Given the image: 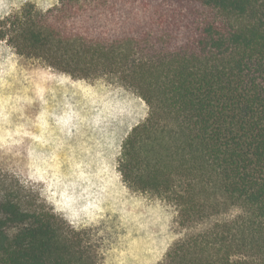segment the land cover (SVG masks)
Wrapping results in <instances>:
<instances>
[{
    "label": "trees",
    "instance_id": "1",
    "mask_svg": "<svg viewBox=\"0 0 264 264\" xmlns=\"http://www.w3.org/2000/svg\"><path fill=\"white\" fill-rule=\"evenodd\" d=\"M0 40L146 103L118 171L170 203L183 228L202 227L160 264H264V0L28 4L0 21ZM0 264L101 263L85 232L0 171Z\"/></svg>",
    "mask_w": 264,
    "mask_h": 264
},
{
    "label": "rangeland",
    "instance_id": "2",
    "mask_svg": "<svg viewBox=\"0 0 264 264\" xmlns=\"http://www.w3.org/2000/svg\"><path fill=\"white\" fill-rule=\"evenodd\" d=\"M56 2L0 0V21ZM148 112L115 81L74 79L0 40V171L85 232L101 264H160L175 241L202 228H183L170 203L123 182V140Z\"/></svg>",
    "mask_w": 264,
    "mask_h": 264
}]
</instances>
